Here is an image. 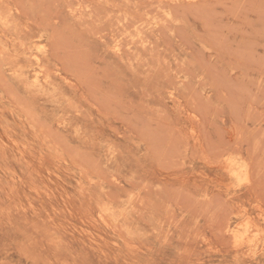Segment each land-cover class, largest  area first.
Returning a JSON list of instances; mask_svg holds the SVG:
<instances>
[{
	"label": "rangeland",
	"instance_id": "rangeland-1",
	"mask_svg": "<svg viewBox=\"0 0 264 264\" xmlns=\"http://www.w3.org/2000/svg\"><path fill=\"white\" fill-rule=\"evenodd\" d=\"M0 264H264V0H0Z\"/></svg>",
	"mask_w": 264,
	"mask_h": 264
},
{
	"label": "bare ground",
	"instance_id": "bare-ground-1",
	"mask_svg": "<svg viewBox=\"0 0 264 264\" xmlns=\"http://www.w3.org/2000/svg\"><path fill=\"white\" fill-rule=\"evenodd\" d=\"M236 243V242H235Z\"/></svg>",
	"mask_w": 264,
	"mask_h": 264
}]
</instances>
